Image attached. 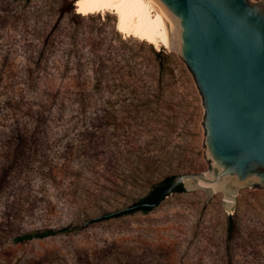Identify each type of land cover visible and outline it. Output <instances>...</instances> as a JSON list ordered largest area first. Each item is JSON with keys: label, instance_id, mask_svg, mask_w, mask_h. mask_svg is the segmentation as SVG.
<instances>
[{"label": "rangeland", "instance_id": "374dc122", "mask_svg": "<svg viewBox=\"0 0 264 264\" xmlns=\"http://www.w3.org/2000/svg\"><path fill=\"white\" fill-rule=\"evenodd\" d=\"M73 1L0 0V264H264V187L97 220L208 168L204 107L176 51Z\"/></svg>", "mask_w": 264, "mask_h": 264}, {"label": "water", "instance_id": "95a60500", "mask_svg": "<svg viewBox=\"0 0 264 264\" xmlns=\"http://www.w3.org/2000/svg\"><path fill=\"white\" fill-rule=\"evenodd\" d=\"M171 16L175 51L204 107L208 168L174 176V190L217 192L230 209L239 190L264 187V2L155 0Z\"/></svg>", "mask_w": 264, "mask_h": 264}, {"label": "bare ground", "instance_id": "6f19581e", "mask_svg": "<svg viewBox=\"0 0 264 264\" xmlns=\"http://www.w3.org/2000/svg\"><path fill=\"white\" fill-rule=\"evenodd\" d=\"M75 12L86 16L110 12L118 33L132 36L157 50H176L171 16L155 0H75Z\"/></svg>", "mask_w": 264, "mask_h": 264}, {"label": "trees", "instance_id": "16d2710c", "mask_svg": "<svg viewBox=\"0 0 264 264\" xmlns=\"http://www.w3.org/2000/svg\"><path fill=\"white\" fill-rule=\"evenodd\" d=\"M75 1L71 2L70 4V9L71 11H74V7L72 6V3H74ZM157 54H160V52H158ZM174 176H169L167 178H165L161 183H159L158 185H156V187H154V189L150 192V194L144 198L143 200L139 201L138 203L132 205L131 207L119 211L117 213H107L104 214L102 216H100L97 220H108L110 218H115V217H119L121 215L124 214H131L134 213L136 211H141L144 213L149 212L154 206H156V203L161 195V193L170 185L172 179ZM183 191V188L181 186L177 187L174 192H181ZM54 231H43V232H29V233H25L23 235H21L20 237H17L16 240H28V239H32V238H39V237H44L50 234H53Z\"/></svg>", "mask_w": 264, "mask_h": 264}]
</instances>
